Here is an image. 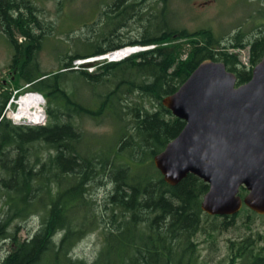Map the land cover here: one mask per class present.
I'll return each mask as SVG.
<instances>
[{"label":"trees","instance_id":"trees-1","mask_svg":"<svg viewBox=\"0 0 264 264\" xmlns=\"http://www.w3.org/2000/svg\"><path fill=\"white\" fill-rule=\"evenodd\" d=\"M252 8L255 36L247 38L239 25L225 41L209 28L179 26L172 0H115L99 13L92 40L63 53L58 71L44 72L39 52L51 29L40 8L33 0H0V33L12 50V81L0 84V242L12 248L0 264H197V237L212 239L215 250V235L238 221L249 232L229 240V264H264L252 230L264 216L243 207L236 216L211 217L201 210L204 181L190 174L172 187L154 165L186 125L162 102L203 61L224 63L237 86L251 80L264 58V0ZM126 47L149 49L96 62L91 72L73 65ZM26 93L45 100V125L18 126L6 117L11 109L24 124L14 101ZM105 188L100 203L96 190ZM35 216L37 231L22 239L23 223ZM96 232L102 246L94 260L74 258L77 245Z\"/></svg>","mask_w":264,"mask_h":264},{"label":"water","instance_id":"water-1","mask_svg":"<svg viewBox=\"0 0 264 264\" xmlns=\"http://www.w3.org/2000/svg\"><path fill=\"white\" fill-rule=\"evenodd\" d=\"M162 103L186 122L154 157L164 181L175 187L190 174L204 181L201 210L211 217L236 216L243 207L264 216V58L240 86L224 63L205 60Z\"/></svg>","mask_w":264,"mask_h":264},{"label":"rangeland","instance_id":"rangeland-1","mask_svg":"<svg viewBox=\"0 0 264 264\" xmlns=\"http://www.w3.org/2000/svg\"><path fill=\"white\" fill-rule=\"evenodd\" d=\"M41 10V18L51 29V34L45 39L43 47L39 52V62L44 72H55L60 69L63 62L62 54L70 51L74 52L75 48L80 46V41L84 42L91 39L100 28L98 18L99 13L105 7L106 3L112 4L115 0H33ZM255 0H172V8L178 15V25L185 27L190 31H196L202 28L211 29L219 38L228 40L232 34L238 31L241 25L242 31L248 32L247 38H253V24L250 22L249 14L253 11L252 4ZM257 17V16H256ZM94 23L92 26L86 24ZM133 29L138 24L132 23ZM1 32V30H0ZM119 51V50H118ZM121 51V50H120ZM141 51V49L139 50ZM117 52V51H115ZM112 52L110 54H113ZM241 62L248 65V51H240ZM110 54L106 56L109 61ZM99 57V56H98ZM98 57L85 59L97 61ZM12 50L5 38L0 33V84L6 85L12 81L8 67L11 63ZM80 60V61H85ZM114 60V58H111ZM116 60V59H115ZM118 61V60H117ZM113 61V62H117ZM102 62V61H100ZM112 62V61H109ZM91 62L88 67H78L75 69H84L88 72L94 70ZM74 65V63H73ZM21 99L18 101L20 102ZM44 110L46 109L45 100L42 101ZM8 109V107H7ZM13 111L8 109L6 117L15 125L40 126L45 125L46 118L39 121L42 124L26 122L17 116V106L14 110L16 118L24 124H17L11 117ZM27 123V124H26ZM35 124V125H34ZM93 132H107L106 127L97 128L96 126H87ZM107 189L96 190V197L100 203H103L107 196ZM39 217H32L26 223H23L24 230L21 233L22 239L31 238L37 231ZM252 230L259 235L257 247L264 248V219L255 218ZM248 229L242 221H238L236 227H231L227 231L215 235V242L211 249V240L203 234L197 237L200 246V257L197 264H229V240H239L241 236L248 233ZM211 242V243H210ZM102 246V236L99 232L89 235L82 240L72 251L74 258L83 259L89 263L94 260ZM11 243L0 242V257L4 258L11 250Z\"/></svg>","mask_w":264,"mask_h":264},{"label":"bare ground","instance_id":"bare-ground-1","mask_svg":"<svg viewBox=\"0 0 264 264\" xmlns=\"http://www.w3.org/2000/svg\"><path fill=\"white\" fill-rule=\"evenodd\" d=\"M134 52H135V49L117 51L113 54H110L108 60L112 62L121 60L124 57L126 58L127 56L132 55ZM111 58H114V60H111ZM37 94L38 93H26L19 98L21 99L20 102L18 101L19 99L16 101L15 104L17 106V116L21 120H24L26 122H31V123H37L45 119V110L43 107V105L45 104L44 102L39 100Z\"/></svg>","mask_w":264,"mask_h":264},{"label":"built area","instance_id":"built-area-1","mask_svg":"<svg viewBox=\"0 0 264 264\" xmlns=\"http://www.w3.org/2000/svg\"><path fill=\"white\" fill-rule=\"evenodd\" d=\"M127 49H129V48H126L125 50H127ZM104 60H106V56H99L98 58H97V62L98 61H104ZM89 60H85V61H76V62H74V66L76 67V68H78V67H80V66H84V65H86V63L88 62ZM93 62H95V61H93Z\"/></svg>","mask_w":264,"mask_h":264}]
</instances>
